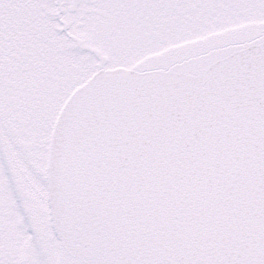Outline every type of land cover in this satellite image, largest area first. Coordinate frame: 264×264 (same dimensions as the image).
Instances as JSON below:
<instances>
[{
  "label": "snow or ice",
  "instance_id": "obj_1",
  "mask_svg": "<svg viewBox=\"0 0 264 264\" xmlns=\"http://www.w3.org/2000/svg\"><path fill=\"white\" fill-rule=\"evenodd\" d=\"M0 264H264V0H0Z\"/></svg>",
  "mask_w": 264,
  "mask_h": 264
}]
</instances>
